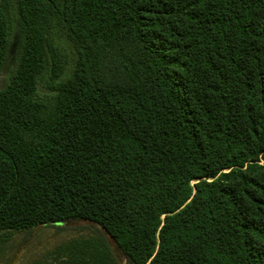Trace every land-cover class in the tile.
Segmentation results:
<instances>
[{
    "label": "trees",
    "instance_id": "16d2710c",
    "mask_svg": "<svg viewBox=\"0 0 264 264\" xmlns=\"http://www.w3.org/2000/svg\"><path fill=\"white\" fill-rule=\"evenodd\" d=\"M11 58L0 255L264 264V0H0Z\"/></svg>",
    "mask_w": 264,
    "mask_h": 264
},
{
    "label": "rangeland",
    "instance_id": "374dc122",
    "mask_svg": "<svg viewBox=\"0 0 264 264\" xmlns=\"http://www.w3.org/2000/svg\"><path fill=\"white\" fill-rule=\"evenodd\" d=\"M14 68H15L14 58H11L10 61H8L0 77V91L7 86ZM73 225L78 226L79 224L78 225L73 224ZM55 235L58 236V232L57 230H53V229H49V230L42 229L41 232L37 231L34 233L21 234L20 235L21 242L17 240L18 241L17 247L12 250L6 251L5 253L0 255V264H8V263L9 264H20L21 256L32 239H34L36 236H39L37 247H39L38 249H43L44 246L48 245L50 247L54 243H56L59 237H56ZM61 235H66V233H63ZM39 243H41V245ZM38 249L35 248V250L31 254H35L36 252H38Z\"/></svg>",
    "mask_w": 264,
    "mask_h": 264
}]
</instances>
